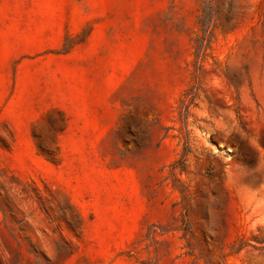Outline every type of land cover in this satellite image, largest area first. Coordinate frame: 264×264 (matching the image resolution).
<instances>
[{
    "label": "rangeland",
    "instance_id": "1",
    "mask_svg": "<svg viewBox=\"0 0 264 264\" xmlns=\"http://www.w3.org/2000/svg\"><path fill=\"white\" fill-rule=\"evenodd\" d=\"M0 264H264V0H0Z\"/></svg>",
    "mask_w": 264,
    "mask_h": 264
}]
</instances>
